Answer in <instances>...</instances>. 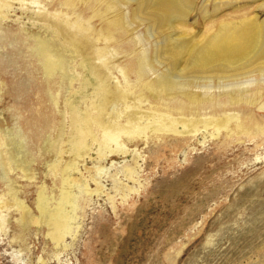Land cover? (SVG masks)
<instances>
[{
	"label": "rangeland",
	"instance_id": "1",
	"mask_svg": "<svg viewBox=\"0 0 264 264\" xmlns=\"http://www.w3.org/2000/svg\"><path fill=\"white\" fill-rule=\"evenodd\" d=\"M214 2L197 0L176 32L206 39L221 24L239 18L264 20V0H230L215 17L204 18L200 7L212 13ZM122 8L129 14L127 5ZM34 11L38 8L29 14ZM23 12L16 5L0 23V133L7 139L19 134L18 143L0 146L1 156L16 159L7 167L0 161V264H264V60L235 76L249 78L242 84L228 77L196 78L198 86L179 89L197 96L189 106L180 97L165 100V112L175 118L209 121L197 132L180 124V133L147 129L145 136L130 141L123 136L125 150L115 143L109 148L92 144L90 157L77 160L76 169L68 172L77 179L71 187L74 209L67 207L74 217L64 242L56 244L49 236L48 215L62 195L64 168L75 158L67 143L66 103L82 88L84 75L80 59L68 57L73 84L61 85L56 74L46 87L45 108H40L48 78L36 72L29 34L53 38L55 33L33 25ZM89 17L85 6L69 15L73 22L96 28ZM117 38L118 44L97 42L96 47L111 50L105 61L114 65L115 81L132 85L138 96L159 72L147 67L146 76L135 70L125 74L123 66H135L132 49L149 53L154 40L147 25L138 22ZM148 100L150 107L159 97ZM228 115L234 117L232 129L219 128ZM100 151L107 157H100ZM126 164L133 166L132 176L125 173ZM42 193L48 198L45 211L39 205Z\"/></svg>",
	"mask_w": 264,
	"mask_h": 264
},
{
	"label": "bare ground",
	"instance_id": "2",
	"mask_svg": "<svg viewBox=\"0 0 264 264\" xmlns=\"http://www.w3.org/2000/svg\"><path fill=\"white\" fill-rule=\"evenodd\" d=\"M229 1L215 0L214 12L210 13L207 6H201V13L204 18L215 17L220 6ZM196 3L197 0H0V23L7 20L17 5L21 9L24 8L23 15L27 13L26 18L32 20L33 25L45 27L49 34L55 33L53 38L28 33L34 44L30 52L37 61L36 72L48 78L44 81L43 94H40L39 98L41 109L45 108L43 98L47 96L46 87L52 84L56 74H59L61 85L73 84L74 79L68 69V57L80 59L78 66L84 75L81 78L82 88L79 92H74L73 98L68 99L66 103L71 124L67 143L75 158L64 168L62 195L56 204V211L48 215L49 236L56 244L64 242V238L71 231L74 217L72 214L75 202L71 187L77 179L68 172L76 169L77 160L90 155L92 144L97 142L101 147L109 148L115 143L125 150L127 145L120 140L123 136L130 141L136 135H144L147 129L154 132L180 133V124L185 129L192 126L188 132H194L200 124L207 126V119L173 117L165 112V100L176 96L183 100L185 106H189L197 96L189 92V89L181 92L179 89L198 86L196 78L228 77L229 80L237 79L236 83L242 84L246 79L235 76L243 75L242 71L253 67L259 60H264V20L259 21L258 17L239 18L229 24H221L219 29L206 39H198L196 35L184 30L176 32L177 29L184 28L187 18L196 8ZM123 5H127L129 14L125 13ZM84 6L89 10V20L98 24V30L97 27L88 28L83 22H73L69 18V15L82 12ZM32 7L38 8V12L34 11L35 15L29 14ZM51 8L59 13H54ZM20 18L23 16L18 19ZM133 22L147 25V35L153 38L154 45L149 53L132 49L136 55V64L124 65L123 73L135 70L141 76H146L147 67L153 73L159 72L152 84H144L141 89L143 92L138 96L133 93L132 85L128 88L122 81H115L114 65L105 61V54L111 53V50L106 46L103 49L96 47L97 42L118 44L117 36L128 33V27ZM181 62L184 65L180 67ZM162 65L167 68L163 67L165 70L160 72L159 67ZM125 80L130 82L126 78ZM157 97L159 100L155 105L149 107V104L145 103L149 101L148 98ZM53 101L58 103L56 98ZM228 116L222 118L221 123L218 121L219 128L232 129L234 117ZM18 137L19 134L7 139L0 133V146L9 145L11 142L18 143ZM112 151L114 152L109 150ZM106 153L100 151L99 156L107 157ZM15 160L13 155H0V161L5 167L16 162ZM124 171L128 176H132L134 168L126 164ZM93 179L96 181L97 190L100 189L102 184L100 186V183ZM82 183L80 182L79 187L83 186ZM46 199L48 198L42 193L39 199L42 211H45ZM69 204H72V213L67 208Z\"/></svg>",
	"mask_w": 264,
	"mask_h": 264
}]
</instances>
